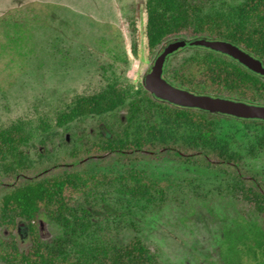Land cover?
I'll list each match as a JSON object with an SVG mask.
<instances>
[{
  "label": "trees",
  "instance_id": "1",
  "mask_svg": "<svg viewBox=\"0 0 264 264\" xmlns=\"http://www.w3.org/2000/svg\"><path fill=\"white\" fill-rule=\"evenodd\" d=\"M197 38L232 41L264 62V0H245L238 6L219 5L217 0L146 1L148 55L158 54L170 41ZM136 44L132 42L135 57ZM186 50L190 54L183 63L175 68L167 65L166 77L173 84L264 104V77L205 49ZM73 115L79 122L93 124L83 127V137L71 146L65 141L63 148L53 144L51 134L35 144L18 128L0 131V229L9 232L7 238H0L2 264H164L157 246H148L137 234L126 243L117 242L104 233L101 222H108L113 210L120 211L123 197L128 213L133 208L142 211L140 219L161 210L169 202V184L152 181L143 166L166 161L197 165L223 177L233 198L247 206L256 220L264 221V183L245 169L239 151L227 143L214 145L221 120L257 126L264 122L179 108L128 82L83 99ZM166 118L198 130L193 146L150 138L148 131ZM249 153L264 154V135L250 145ZM115 168L118 172L113 173ZM120 173L124 175L118 178ZM42 214L61 229L59 237L42 239ZM136 218L123 221L139 232ZM20 220L29 232L26 249L20 248L15 234Z\"/></svg>",
  "mask_w": 264,
  "mask_h": 264
},
{
  "label": "rangeland",
  "instance_id": "2",
  "mask_svg": "<svg viewBox=\"0 0 264 264\" xmlns=\"http://www.w3.org/2000/svg\"><path fill=\"white\" fill-rule=\"evenodd\" d=\"M146 1L0 0V131L18 128L35 144L51 134L57 148L65 147V141L71 146L83 137V127L91 124L74 118L80 101L120 82L144 86L161 52L150 56L145 49ZM244 1L217 0L223 6ZM189 54L183 50L167 65L175 68ZM148 132L157 142L187 148L199 134L194 126L172 118L161 119ZM262 135L264 126L221 120L214 145L227 143L239 151L245 169L264 183V154L249 153L250 145ZM143 167L152 181L169 184V202L140 219L142 211L133 208L128 213L123 197L120 211L113 210L108 222H101L105 234L120 243L140 235L148 246L159 248L164 264H264V221L256 220L247 206L233 198L223 177L173 161ZM133 216L140 220L139 232L123 221ZM39 229L44 241L61 235L45 214ZM15 234L20 248H28L24 220L18 222ZM8 236L1 228L0 238Z\"/></svg>",
  "mask_w": 264,
  "mask_h": 264
},
{
  "label": "water",
  "instance_id": "3",
  "mask_svg": "<svg viewBox=\"0 0 264 264\" xmlns=\"http://www.w3.org/2000/svg\"><path fill=\"white\" fill-rule=\"evenodd\" d=\"M193 48L205 49L225 56L251 73L264 77V62L232 41L209 38L176 39L168 42L156 56L144 78V89L156 100L179 108L214 113L243 121L264 122V104L196 93L173 84L166 77L169 59L183 50Z\"/></svg>",
  "mask_w": 264,
  "mask_h": 264
}]
</instances>
